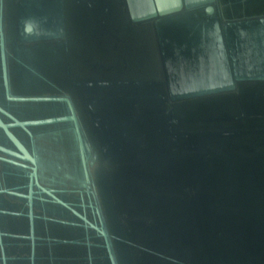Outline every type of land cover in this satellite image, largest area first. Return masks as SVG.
<instances>
[{
  "label": "water",
  "instance_id": "1",
  "mask_svg": "<svg viewBox=\"0 0 264 264\" xmlns=\"http://www.w3.org/2000/svg\"><path fill=\"white\" fill-rule=\"evenodd\" d=\"M0 264H264V0H0Z\"/></svg>",
  "mask_w": 264,
  "mask_h": 264
}]
</instances>
